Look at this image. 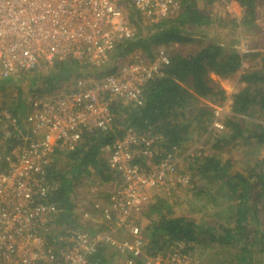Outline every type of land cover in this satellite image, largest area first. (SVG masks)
<instances>
[{"label":"built area","instance_id":"obj_1","mask_svg":"<svg viewBox=\"0 0 264 264\" xmlns=\"http://www.w3.org/2000/svg\"><path fill=\"white\" fill-rule=\"evenodd\" d=\"M127 6L151 25L175 17L180 0H0V78L13 82L67 59L102 66L116 42L137 33ZM168 64L159 49L151 61L132 59L113 74L78 78L49 96L27 98L20 119L0 110V264H90L102 245L122 264L188 263L181 244L148 257L138 226L154 195L184 182L177 176L179 149L166 152L160 135L127 127L101 150L113 177L110 190L106 201L89 205V213L79 211L81 228L61 227L52 238L59 211L47 201L56 186L45 171L56 157L74 150L84 133L108 130L114 103L140 105L144 87Z\"/></svg>","mask_w":264,"mask_h":264},{"label":"trees","instance_id":"obj_2","mask_svg":"<svg viewBox=\"0 0 264 264\" xmlns=\"http://www.w3.org/2000/svg\"><path fill=\"white\" fill-rule=\"evenodd\" d=\"M222 1L238 4L243 14L240 26L254 23L257 0ZM210 2L212 0L205 3L203 0H180V10L175 17L151 25H145L127 6L128 21L137 33L132 39L116 42L108 62L100 67H90L67 59L55 63L41 79L35 75L37 77L30 85H40L36 89L40 93L54 90L70 76L99 79L113 74L126 62V56L136 51L142 52L146 61H151L159 49H163L169 58L162 75L144 87L140 105L114 103L111 106L113 120L108 130L84 133L74 150L58 155L46 169L45 180L56 186L47 201L59 211L50 229L52 238L57 237L61 227L81 228L77 206L73 203L72 180L86 176L92 170L98 174L99 183L109 182L113 177L101 157V150L118 139L125 128L132 127L139 134L160 135L166 152L172 148L181 149L192 135L206 137L211 142L207 147L211 155L199 150L195 157L184 158L188 167L177 171V176L184 178V182L170 189L171 197L176 189L182 191L181 196L169 201L170 198L154 195L140 214L138 226L145 254L155 258L181 244L179 251L181 256L188 257L187 264H196L200 261L198 257L204 255L209 257V264H264V157H253L246 170L234 173L231 161H222L218 154L224 147H236L239 143L257 149L264 146V52H239L232 45L217 43L207 44L194 52H181V45L194 41L191 35L211 25L210 13L205 10ZM237 27L236 23H230L231 30ZM250 59L254 63L243 69V63ZM237 73V82L242 87L228 97L212 84ZM197 99H210L215 106L228 100V111L216 113L213 107L194 105L193 100ZM25 101L19 95L4 109L20 119L26 112ZM214 123L221 128L217 129ZM60 160L66 163L64 171L57 167ZM190 202L194 208L188 207V212L175 214V208L182 209V205ZM201 209L206 218L209 211L213 218H219L218 223L212 225L208 218L197 220L194 215ZM87 230L91 229L87 227ZM114 255L102 245L91 256L90 264H108L107 258ZM216 257L219 259H214ZM141 260L137 259L135 264H143Z\"/></svg>","mask_w":264,"mask_h":264},{"label":"rangeland","instance_id":"obj_3","mask_svg":"<svg viewBox=\"0 0 264 264\" xmlns=\"http://www.w3.org/2000/svg\"><path fill=\"white\" fill-rule=\"evenodd\" d=\"M205 1L210 0H203L204 3ZM202 5L203 3H200V8H203ZM205 10L210 13L211 25H209L208 27L201 28L197 31V34L194 33L193 35H191L194 41L192 43H186L185 45H181V52H183L184 54L194 52L199 48L210 43H217L221 46L229 44L232 45V47H234V49H237V51L239 52H264V0H257L256 17L252 25L244 24L240 26L239 21L243 17V14L235 1L223 2L222 0H212V2L206 4ZM231 22L236 23L238 25L236 30H231ZM191 31L194 32L195 30ZM254 32L256 34H253ZM143 55L144 54L142 52L136 51L126 56L125 60L130 61L132 59L138 58L144 59ZM252 63H254V60H246L242 65L243 69L250 67ZM35 75H38V77ZM44 76H46V72L42 73L40 71H32L30 74H27L24 77H19L16 81H13L12 83L8 79L0 78V109H2L1 111L8 110L4 108H6L7 105L8 107H10V105L18 98L19 95L23 97V99H27L33 95L38 94H45L46 96H49L47 94H52L54 90L58 91L62 88L70 87V85L75 80L73 76H70L65 82L57 86L53 91H44L37 93L38 91H36V89H38L40 85L36 84L32 87L30 83L34 80V77L41 79ZM209 77L212 79L214 78L212 74H210ZM237 79L238 73L228 79L215 80V82L212 84L222 89L225 92V95L228 97L242 87L237 82ZM193 101L194 105H207L215 108L217 111L216 113H225L226 111H228V100L223 102L222 105L217 104L216 106L214 102L210 99H197V101ZM209 141L206 140V137L201 136L200 138H195L192 135L190 141H187L184 144L185 146L179 149L178 160L182 157V159L179 161V170L181 168L184 169L188 167L184 158H188L190 156L195 157V155L199 153V150H202L205 155H211L212 152L209 151V149L207 148L210 145L209 143H211ZM218 154H220V158L222 161L230 160L232 163L231 171L234 173H238L246 170L248 165H250L249 162H252L253 157H264V146L259 147L257 149V147L244 146L239 143L238 145H236V147H224L223 149H221V151L218 152ZM57 167L59 170L64 171L66 170V163L63 160H60L57 163ZM97 176L98 174L90 170L89 173L86 174V176L80 175L79 177H76L75 180H72V197L74 198L73 203L75 204V207L77 206V214L80 210H85L89 213V205H91V203L93 202H100L99 200H102L108 192L110 187L109 182L99 183L100 179ZM160 192V197L162 196L167 199L170 198L169 201H172L175 198H179L182 193L180 189H176L174 192V196L171 197L173 193H171L170 189H163ZM213 192L214 190L211 191V193ZM186 205L184 207L182 205V209L175 208V214L177 215L180 214V212H188L189 210L186 209L188 207L194 208L193 203L191 202ZM194 212L195 210H193V213ZM194 217L197 220L200 218L207 220L208 218L207 221L212 225H216V223H218L219 221V218H213V215L211 216L210 211L209 217L206 218L204 216L203 209L199 210V213H195ZM198 258L200 261H197L196 264H209V257H206V255H204V257L201 256ZM214 259L219 258L216 257ZM107 261L108 264H122V261L116 256H111L110 258H107L106 262ZM225 264H228V262H226Z\"/></svg>","mask_w":264,"mask_h":264},{"label":"crops","instance_id":"obj_4","mask_svg":"<svg viewBox=\"0 0 264 264\" xmlns=\"http://www.w3.org/2000/svg\"><path fill=\"white\" fill-rule=\"evenodd\" d=\"M110 190V189H109ZM108 193H109V191L106 193L107 195H105V197L102 199V200H99V201H103V200H105L106 201V199H107V197H108ZM79 214V213H78ZM77 219H79V215H77Z\"/></svg>","mask_w":264,"mask_h":264}]
</instances>
